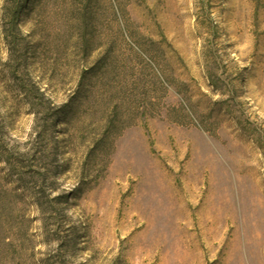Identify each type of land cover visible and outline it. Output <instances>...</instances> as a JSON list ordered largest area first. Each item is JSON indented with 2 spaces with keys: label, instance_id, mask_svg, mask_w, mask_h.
<instances>
[{
  "label": "rangeland",
  "instance_id": "obj_1",
  "mask_svg": "<svg viewBox=\"0 0 264 264\" xmlns=\"http://www.w3.org/2000/svg\"><path fill=\"white\" fill-rule=\"evenodd\" d=\"M17 1L0 264H264V0Z\"/></svg>",
  "mask_w": 264,
  "mask_h": 264
},
{
  "label": "trees",
  "instance_id": "obj_2",
  "mask_svg": "<svg viewBox=\"0 0 264 264\" xmlns=\"http://www.w3.org/2000/svg\"><path fill=\"white\" fill-rule=\"evenodd\" d=\"M20 8H24V6L22 5V2L21 0L17 1L15 3V5H13L10 9H8V7H6V10L7 12L9 11V13H12V12H17ZM109 10L111 11V14L116 18V17H121L122 14H125L127 11H126V8L124 6L119 5V3L116 5V4H111L109 5ZM8 30V29H6ZM106 52H107V55L106 56H102L101 58H99L98 62L95 64V67L93 69H96L97 67L99 66H108V65H112L115 61H113L112 57H111V51H108L106 49ZM114 132L118 133V131H113L111 132L112 134H114ZM116 133V134H117ZM109 133L106 134V137H104V140H107L109 137H108ZM41 204V203H40Z\"/></svg>",
  "mask_w": 264,
  "mask_h": 264
}]
</instances>
